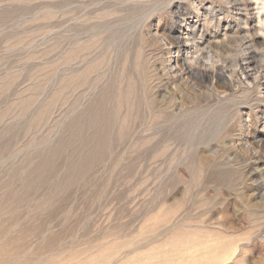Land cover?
<instances>
[{"label":"rangeland","instance_id":"374dc122","mask_svg":"<svg viewBox=\"0 0 264 264\" xmlns=\"http://www.w3.org/2000/svg\"><path fill=\"white\" fill-rule=\"evenodd\" d=\"M168 1L0 0V264H264V163L222 156L252 110L197 109L175 58L244 23Z\"/></svg>","mask_w":264,"mask_h":264},{"label":"bare ground","instance_id":"6f19581e","mask_svg":"<svg viewBox=\"0 0 264 264\" xmlns=\"http://www.w3.org/2000/svg\"><path fill=\"white\" fill-rule=\"evenodd\" d=\"M170 2L169 0L168 4ZM228 3L237 11L240 23L242 21L244 24L231 25L232 27L228 31L221 34L217 32L205 34L201 43H195L194 51L197 56L195 55L194 60L198 66L194 64L193 66L187 65L181 58L182 54L179 51L176 52L175 58L177 63L181 62L179 65L181 75L191 78L199 85L200 89L192 93L197 109H202L205 113L221 114L223 117L229 113V118L231 112L240 113L241 106L252 110L250 121H248L250 126L246 127L245 123L243 125L238 124L237 130L242 138L240 141L243 142H236V145L234 142L232 143L231 146L233 144L237 146L236 151L229 144V146H224L222 156L228 151L232 152L231 157H225L224 159L234 162L240 160L245 163V166L257 162L263 164L264 120L261 129H257L256 123L259 118L256 110L264 102L263 97L257 96L262 93L260 89L264 88V0H228ZM207 10L205 11L207 12ZM168 11L172 19H178L184 15L178 4ZM214 19V17H210V20ZM220 21V18H216V27H219ZM207 23L209 22L207 21ZM165 31L163 28V35H165ZM175 33V31H168L169 42L179 43V36ZM190 35L192 40L193 32ZM205 61L209 62L208 65ZM248 70H253L258 73V76L251 78ZM227 72H230V76L226 75ZM239 73L245 77L244 81L246 80L247 83L252 84V87L243 85L244 81L240 79ZM173 77L174 80L177 79V77ZM216 92L225 94V97L217 96ZM251 92H255L256 97L250 98ZM225 100H228V104L224 103ZM174 107L177 108L178 105L174 104ZM233 133L235 132L233 131ZM249 173L250 175L253 174L252 172ZM253 190L258 196H261L264 193L263 181L256 180L253 184Z\"/></svg>","mask_w":264,"mask_h":264}]
</instances>
